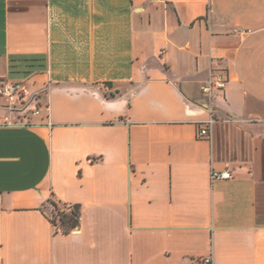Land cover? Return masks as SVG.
I'll return each mask as SVG.
<instances>
[{"label": "crops", "instance_id": "0c3cea01", "mask_svg": "<svg viewBox=\"0 0 264 264\" xmlns=\"http://www.w3.org/2000/svg\"><path fill=\"white\" fill-rule=\"evenodd\" d=\"M8 80L48 109L0 96V264H264V0H0Z\"/></svg>", "mask_w": 264, "mask_h": 264}, {"label": "built area", "instance_id": "2783aa9c", "mask_svg": "<svg viewBox=\"0 0 264 264\" xmlns=\"http://www.w3.org/2000/svg\"><path fill=\"white\" fill-rule=\"evenodd\" d=\"M226 82L227 78L222 60L215 58L207 79L200 85L201 100L199 104L209 111V117L199 125L197 132L199 138H210L211 124L216 118L215 92L223 90ZM44 91H35L27 94L21 81H0V96L6 99V108L10 114L14 115V120L8 121V123L31 124L33 117L39 115L42 108L48 109V105H43L41 101ZM231 177L232 173L229 169L211 170L210 172L211 181L229 179ZM1 203L0 196V207ZM45 212L48 216L52 215L51 212L46 210ZM194 264H213L212 255L200 257L195 260Z\"/></svg>", "mask_w": 264, "mask_h": 264}, {"label": "trees", "instance_id": "16d2710c", "mask_svg": "<svg viewBox=\"0 0 264 264\" xmlns=\"http://www.w3.org/2000/svg\"><path fill=\"white\" fill-rule=\"evenodd\" d=\"M52 207L53 211L57 213V218L52 215H49V219L52 224L56 227V230H61L64 233H67L78 226L79 216H80V206L79 204H67L49 198L44 204V209L46 207Z\"/></svg>", "mask_w": 264, "mask_h": 264}, {"label": "rangeland", "instance_id": "374dc122", "mask_svg": "<svg viewBox=\"0 0 264 264\" xmlns=\"http://www.w3.org/2000/svg\"><path fill=\"white\" fill-rule=\"evenodd\" d=\"M45 210L48 211V212H51L52 211L53 216L57 218V213H56L55 210L53 211V208L52 207L48 206V207L45 208Z\"/></svg>", "mask_w": 264, "mask_h": 264}]
</instances>
